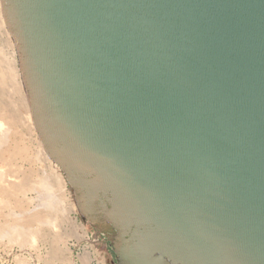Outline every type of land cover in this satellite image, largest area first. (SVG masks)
<instances>
[{"label":"water","instance_id":"95a60500","mask_svg":"<svg viewBox=\"0 0 264 264\" xmlns=\"http://www.w3.org/2000/svg\"><path fill=\"white\" fill-rule=\"evenodd\" d=\"M33 124L118 264H264V0H1Z\"/></svg>","mask_w":264,"mask_h":264},{"label":"rangeland","instance_id":"374dc122","mask_svg":"<svg viewBox=\"0 0 264 264\" xmlns=\"http://www.w3.org/2000/svg\"><path fill=\"white\" fill-rule=\"evenodd\" d=\"M0 57L10 74L9 97L20 113L18 114L20 123L14 125L9 122V124L12 131L15 128L18 131L17 144L28 151L26 152L28 156H24L26 158L17 156L18 158L15 157L5 165L7 174L11 177L12 189L11 194L6 198L9 206L0 207V264H118L108 238L91 244L85 250L75 249L71 245L73 242L83 241L88 237V233L95 231V228L80 216L73 193L61 168L47 156L42 146L33 124L20 65H18L17 50L3 16L1 0ZM14 141L15 138L10 143L13 144ZM42 182H46L49 189H53V194L61 199L62 206L60 205L53 215L51 213L52 216L44 206L39 205L43 198L41 197L43 194L40 193H44L45 184L42 185ZM18 201L20 206L16 204ZM50 220L53 221L52 225L47 224Z\"/></svg>","mask_w":264,"mask_h":264},{"label":"bare ground","instance_id":"6f19581e","mask_svg":"<svg viewBox=\"0 0 264 264\" xmlns=\"http://www.w3.org/2000/svg\"><path fill=\"white\" fill-rule=\"evenodd\" d=\"M7 68L8 67L5 66V64L3 62V59L0 57V207H3L5 205H8L9 206V203H7L9 201H7L6 198L11 194V189H12L11 177H9V175L7 174V170L5 169V165L8 162H11L17 156H22V158H23L26 155V152H28V151H26V148L25 147H21V146H19V144H17V138L19 136L18 131H17L16 128L12 131V127L9 124V122H10V123H13L14 125H18L20 123V118H19L18 114H20V113L17 112L18 110H16V108L14 106V103L12 102V100L10 99L9 94H8V91H9V82L8 81L10 80V74H9V71H8ZM21 129H22V127H21ZM14 138H15V141H14L13 144H11L10 142ZM23 146H24V144H23ZM27 156L28 155H26V157ZM26 157H24V158H26ZM29 158H30V156H29ZM43 176H44V174H43ZM43 184H45L44 185V188H43L44 189V193H40L41 191L39 192L41 195L43 194L42 196L39 194V196L43 197V198H41V201L39 200L40 201L39 202V205L44 206L47 209V211L49 212L48 214L51 215V213H52V215H53V212L54 211H57L58 207L60 208V205L62 206V204L60 203L61 202V199L59 198V196H56V194L55 195L53 194V191H52L53 189L50 190L49 187H48V184H46V182L45 183L42 182V185ZM27 189L28 188H26V190ZM33 189H34V187H33ZM43 189H42V192H43ZM22 191H24V190H22ZM36 193H38V192H36ZM39 196H38V198H39ZM20 197H22V196H20ZM25 199H26V197H25ZM28 201H29V199H28ZM30 203H32V202H30ZM16 204H18L20 206V202L19 201ZM21 209H22V207H21ZM24 210H26V209L24 208ZM61 211H62V209H61ZM32 216H34V215H32ZM37 218H38V216H37ZM51 218L52 217H50V219ZM51 222H53V221L50 220V221L47 222V224H51ZM53 225H54V223H53ZM34 239L35 238H33V240Z\"/></svg>","mask_w":264,"mask_h":264},{"label":"built area","instance_id":"2783aa9c","mask_svg":"<svg viewBox=\"0 0 264 264\" xmlns=\"http://www.w3.org/2000/svg\"><path fill=\"white\" fill-rule=\"evenodd\" d=\"M106 234L104 233H96L95 231L88 233V237H86L83 241L80 242H73L71 245L73 248L78 249L81 248L82 250H85L88 246L91 244H96L98 242H101L102 240H105ZM79 253V252H77Z\"/></svg>","mask_w":264,"mask_h":264}]
</instances>
